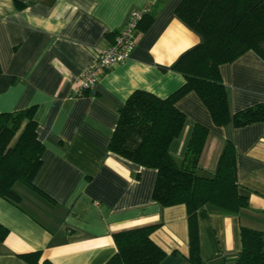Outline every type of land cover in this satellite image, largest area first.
<instances>
[{"label":"crops","instance_id":"0c3cea01","mask_svg":"<svg viewBox=\"0 0 264 264\" xmlns=\"http://www.w3.org/2000/svg\"><path fill=\"white\" fill-rule=\"evenodd\" d=\"M0 0V112L35 106L38 140L44 146L34 185L13 189L20 201L0 198V264H28L19 255L40 251L53 264H105L116 252L112 234L159 223L151 239L164 250L160 264H189L185 206L162 207L152 200L156 176L108 150L119 109L135 90L165 98L185 81L172 66L201 42L180 20V0ZM150 8L151 23L137 28L130 58L78 94L76 77L134 9ZM231 113L264 103V59L249 50L219 66ZM185 114L181 134L170 144L184 157L194 124L208 128L201 157L212 174L227 141L236 151L237 182L249 207L226 214L198 210L204 264H234L240 227L264 231V122L242 127L214 125L194 92L176 103Z\"/></svg>","mask_w":264,"mask_h":264},{"label":"trees","instance_id":"16d2710c","mask_svg":"<svg viewBox=\"0 0 264 264\" xmlns=\"http://www.w3.org/2000/svg\"><path fill=\"white\" fill-rule=\"evenodd\" d=\"M165 0H158L160 6ZM176 16L194 30L201 42L180 56L172 70L184 83L160 98L144 90L133 91L119 109L108 150L131 162L156 171L152 200L162 207L186 209L189 264H204L200 250L198 210L209 205L226 214L249 207L248 195L237 182L236 151L227 141L212 174L203 172L200 157L208 128L194 124L184 157L174 158L169 147L184 127L185 114L176 107L179 99L194 92L210 112L216 126L242 127L264 122V103L231 113L219 66L252 50L264 59V0H180ZM150 8L138 27L152 21ZM35 106L0 112V198L20 201L13 189L22 183L50 199L34 185L42 165L43 144L38 140ZM159 223L112 234L116 252L105 264H160L165 252L152 239ZM7 234L0 226V240ZM241 249L234 264H264V231L241 226ZM28 264H53L40 251L20 254Z\"/></svg>","mask_w":264,"mask_h":264},{"label":"built area","instance_id":"2783aa9c","mask_svg":"<svg viewBox=\"0 0 264 264\" xmlns=\"http://www.w3.org/2000/svg\"><path fill=\"white\" fill-rule=\"evenodd\" d=\"M148 10L143 7L129 13L124 25L114 34L113 42L100 50L93 65L76 77L78 94L92 90L101 75L130 58L136 44L138 24Z\"/></svg>","mask_w":264,"mask_h":264}]
</instances>
